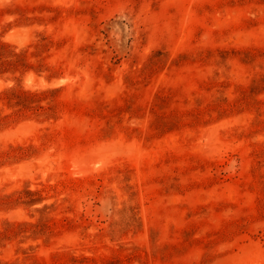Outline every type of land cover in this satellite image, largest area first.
<instances>
[{
	"label": "rangeland",
	"instance_id": "374dc122",
	"mask_svg": "<svg viewBox=\"0 0 264 264\" xmlns=\"http://www.w3.org/2000/svg\"><path fill=\"white\" fill-rule=\"evenodd\" d=\"M0 264H264V0H0Z\"/></svg>",
	"mask_w": 264,
	"mask_h": 264
}]
</instances>
